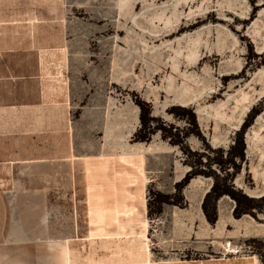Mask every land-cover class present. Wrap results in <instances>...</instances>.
<instances>
[{
  "label": "rangeland",
  "instance_id": "obj_1",
  "mask_svg": "<svg viewBox=\"0 0 264 264\" xmlns=\"http://www.w3.org/2000/svg\"><path fill=\"white\" fill-rule=\"evenodd\" d=\"M0 264H264V0H0Z\"/></svg>",
  "mask_w": 264,
  "mask_h": 264
},
{
  "label": "bare ground",
  "instance_id": "obj_2",
  "mask_svg": "<svg viewBox=\"0 0 264 264\" xmlns=\"http://www.w3.org/2000/svg\"><path fill=\"white\" fill-rule=\"evenodd\" d=\"M198 50V49H197ZM179 67V66H178ZM187 94V93H186ZM192 97L191 96H186V97H184L183 96V98H180V99H178L177 100V102H178V104H181V105H186V104H189V103H191L192 102ZM208 187H209V185H206V186H204V187H202V190H201V195L204 193V192H206V190L208 189ZM187 197L188 198H190V196L187 194ZM232 244L229 242L228 243V249H232ZM233 251H237V248L236 247H233Z\"/></svg>",
  "mask_w": 264,
  "mask_h": 264
},
{
  "label": "crops",
  "instance_id": "obj_3",
  "mask_svg": "<svg viewBox=\"0 0 264 264\" xmlns=\"http://www.w3.org/2000/svg\"><path fill=\"white\" fill-rule=\"evenodd\" d=\"M62 102H65V101L62 100Z\"/></svg>",
  "mask_w": 264,
  "mask_h": 264
}]
</instances>
